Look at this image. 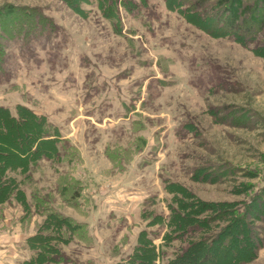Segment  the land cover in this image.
<instances>
[{"label":"rangeland","instance_id":"1","mask_svg":"<svg viewBox=\"0 0 264 264\" xmlns=\"http://www.w3.org/2000/svg\"><path fill=\"white\" fill-rule=\"evenodd\" d=\"M173 1L0 0L36 27L0 39V107L28 116L0 141V242L17 240L19 262L32 237L40 264H125L148 239L165 264L201 238L212 262L264 264V30L243 45L206 32L229 0H193L210 25ZM257 196L261 219L243 215L257 235L241 240L227 218Z\"/></svg>","mask_w":264,"mask_h":264},{"label":"trees","instance_id":"2","mask_svg":"<svg viewBox=\"0 0 264 264\" xmlns=\"http://www.w3.org/2000/svg\"><path fill=\"white\" fill-rule=\"evenodd\" d=\"M74 0H70L71 3ZM104 1V0H103ZM108 0H106L107 2ZM224 0L221 1V3H223ZM258 1V0H257ZM199 2V1H198ZM186 5V12L185 17L193 24H197L195 22V19H200L203 21L208 22V25H210V15L205 14L203 15L198 8L201 6V2L200 3H193V0H174L172 2L171 7L173 9H178L179 6H184ZM258 6V4H256ZM228 8L225 9L224 11H227V15L228 18L227 19H221V21H219V16H221V14L219 16L216 17V22L214 21V23H212L213 25H210L209 28L206 30V32L215 35V36H220V37H230L233 38L235 40H238L240 43H242L243 45H247L249 42H253L254 39L257 38V35L264 30V6L262 7H254V9L251 11H249V14H243V12L241 11L243 9V1L242 0H229L228 3ZM242 8V9H241ZM247 8V7H245ZM249 9V8H247ZM19 10V9H18ZM0 28L2 30V35H0V39H4V35H15L16 33L20 32V30H25V28L29 29V31H31V29L33 30L35 27L34 23H31L34 20L35 14H32L31 12L29 13H25V12H18V11H3L0 12ZM226 14V13H225ZM246 15V16H245ZM3 54H4V44L1 42L0 40V65L3 62ZM32 116L33 119L40 121L41 118L37 117L36 114L31 113L30 114ZM24 117V120L21 119ZM28 116H24L22 113H19V117H13L9 114V112L7 110H5L4 108L0 107V141L3 143H8L10 146H14L16 144V139L19 137L15 130L11 129L8 130L7 126H6V120L7 121H11L14 123H19L21 121H26L25 119ZM42 134H44L43 136H48L50 134L48 127H43L42 128ZM46 143L48 144H52L53 146L56 145L57 141L52 138L51 141H49V139L47 140H43L41 143H39V146L37 144V142L34 143L33 146L29 147L30 150L33 149V147L35 146V144H37V147L35 148V152H44V151H49L51 150L49 148V146H46ZM28 144V142H27ZM47 144V145H48ZM3 146V145H2ZM3 148L0 147V160H7L9 161L11 159L10 156H8L7 151L2 150ZM17 149V147H16ZM6 161H3V163ZM2 162L0 161V166ZM9 167V166H8ZM4 173H1L0 171V196L3 197V195H1L2 190H5V196L8 195V184L11 183L10 180H4ZM262 194H264V186L261 188V190L259 191V196H263ZM257 196L254 199H248V201L245 203L247 207V209H243V211H240V214H237L235 216H230L227 219H230L229 223V229L230 226L238 229L240 231V235H241V240L243 239H248L251 238L250 234L252 233V237H256L257 233L256 231L251 230L252 229V225L250 223V221H247L248 219L245 217H249L250 218H258V220H260V217H256V216H260L261 215V205L263 204V202H261L259 200L255 201V199H260V197ZM5 198H0V202H2L3 200H5ZM182 207V206H181ZM234 211V210H233ZM252 211V212H251ZM254 211V212H253ZM173 213V214H172ZM171 213L170 216V223L174 225V230L176 232H182L185 233L186 229L184 230V225L182 223V221H186L187 217L180 214H177L175 211H173ZM237 213V212H236ZM258 214V215H256ZM245 217H244V216ZM255 215V216H254ZM182 218H179L181 217ZM246 219V220H245ZM179 220V221H178ZM204 221V220H203ZM203 221H200V227L198 228H206V227H202V226H206V223L209 222L206 221V223H204ZM264 221V220H263ZM199 226V225H198ZM250 230L252 231L251 233ZM230 231V230H229ZM248 231V232H247ZM227 233V232H226ZM246 234V235H245ZM254 234V235H253ZM146 236V235H145ZM237 236V235H236ZM220 238V239H219ZM219 238H215L214 239V244L220 242H223V237H219ZM257 238H259L257 236ZM148 239V238H147ZM228 239H231V237L229 236ZM207 242H211V240L207 241ZM253 243V242H252ZM28 244L29 247L36 251V253L34 254V256L28 260H24L21 261L17 264H40L41 263V258L43 256V253H39V251L36 250V248L34 247L35 245L39 244V241H37V237H32L30 239H28ZM208 244V243H206ZM212 246V245H211ZM209 247L208 250H203L204 249V243L201 241V238L198 239L197 241H192L190 243V247L187 251H183L182 253L179 254L177 253L176 255H172V257L170 256L165 264H217L215 261L212 262L215 258V255L213 253H216L215 250H213V247ZM163 247V246H161ZM164 248V247H163ZM163 248H161L162 253H164ZM193 249L196 251L193 253V257H190L191 254L190 252L193 251ZM199 250H202V252H200ZM161 251L152 243V240L148 239L145 241H141V244L139 245V247L136 249L135 253L133 254L132 258L129 259L127 261V263L125 264H160L159 260L161 259L162 255H161ZM249 252H251V250H249ZM248 252V255H249ZM165 254V253H164ZM189 255V256H188ZM244 255V254H243Z\"/></svg>","mask_w":264,"mask_h":264},{"label":"crops","instance_id":"3","mask_svg":"<svg viewBox=\"0 0 264 264\" xmlns=\"http://www.w3.org/2000/svg\"><path fill=\"white\" fill-rule=\"evenodd\" d=\"M17 243V240L14 241V239L12 241L9 239V241L4 243L0 242V246L3 247L0 249V264H13L21 260L20 255L15 248V246L18 247Z\"/></svg>","mask_w":264,"mask_h":264}]
</instances>
